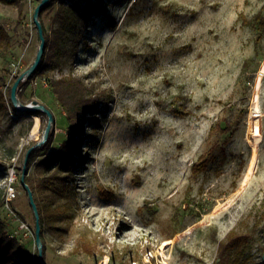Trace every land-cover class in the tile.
<instances>
[{
	"label": "rangeland",
	"instance_id": "374dc122",
	"mask_svg": "<svg viewBox=\"0 0 264 264\" xmlns=\"http://www.w3.org/2000/svg\"><path fill=\"white\" fill-rule=\"evenodd\" d=\"M41 1L0 0L5 98L36 57ZM258 12L264 0H48L38 20L52 61L17 88L19 105L52 112L48 131L46 116L33 131L34 115L0 108V220L21 251L0 249V264H211L230 235L244 236L243 264H262L264 34L239 17ZM73 76L95 96L76 131L49 81ZM71 137L72 166L45 161Z\"/></svg>",
	"mask_w": 264,
	"mask_h": 264
},
{
	"label": "trees",
	"instance_id": "16d2710c",
	"mask_svg": "<svg viewBox=\"0 0 264 264\" xmlns=\"http://www.w3.org/2000/svg\"><path fill=\"white\" fill-rule=\"evenodd\" d=\"M71 6H66L65 10L67 13H71L72 9ZM239 17L242 19V22L246 25H257L258 30L261 34H264V14L258 12L253 14L252 16L248 17L246 15L240 14ZM70 18V17H69ZM43 34L45 37V47L48 46V34L44 30L43 27ZM11 47V40L10 37L7 34V31L0 27V57L4 58L9 53V49ZM42 59H44L45 63L52 61V54L51 51L48 50L47 53H43ZM250 62V59H247L245 61L246 64ZM41 68V65H39L36 70H34L27 79L32 78L39 72ZM50 88L52 94L56 97L58 102L61 106H63L66 110V118L73 122V130H80V122L78 120H74V117L79 114H83L86 110L91 109L94 107V94L88 93V88L81 82L80 78L78 77H61V78H51L50 80ZM24 81H20L19 85H23ZM5 83V78L3 75L0 74V86L1 84ZM10 91L11 86H9V96L8 98H5L3 91L0 89V108L6 107L8 104L11 108L16 110L15 105L12 103L10 98ZM22 114H38L41 117H48L45 112H42L40 110H29V111H21ZM79 123V124H78ZM32 126V120L28 122V128ZM52 134L47 135V139L51 138ZM80 144L79 141L74 140V137H71L68 141L62 145L57 151V154L54 156H51L49 158H46L45 161L50 162L53 159H56L62 166H72L73 161H70L71 159V153L74 150H78V145ZM77 147V148H76ZM35 150V149H34ZM33 152V150H32ZM31 161V154L28 155L27 158V167L29 166ZM206 160H203L201 162L204 164ZM198 164H195L193 166V171H197L199 169ZM25 182L28 184L30 189L32 188L28 175H25L24 177ZM2 205V202H0V206ZM36 205L38 206V212L39 215H41L40 212V206L39 203L36 202ZM257 230L254 229L253 233L254 236H252L258 247L259 253H264V223L261 226L260 230H258V234H256ZM244 237L242 235L237 236H228L227 240L221 241L218 244V257L217 259L211 263V264H243L244 259V251L243 248L240 246V240ZM0 249L2 252H6L9 255H13L16 253H21L19 242L17 237L10 236L8 233L6 224L4 221L0 220ZM13 260H15L13 258ZM262 264H264V261H261Z\"/></svg>",
	"mask_w": 264,
	"mask_h": 264
},
{
	"label": "water",
	"instance_id": "95a60500",
	"mask_svg": "<svg viewBox=\"0 0 264 264\" xmlns=\"http://www.w3.org/2000/svg\"><path fill=\"white\" fill-rule=\"evenodd\" d=\"M48 2V0H42L36 7L35 9V23L37 25L38 28V35L40 38V44L38 47V51L36 53V57L32 63V65L30 66V68H28L26 71L22 72L17 79L15 80V82L12 84L11 86V91H10V98L12 103L16 106V108L20 111H31V110H40L42 112H45L48 116L49 122L47 124V128H46V132L48 131V128L50 126V121L52 120V112L43 104H40L38 101L36 100H32L30 103L24 104V105H19V101H18V97H17V88L18 85L20 83V81L24 80L26 77H28L34 70H36V68L39 66L40 61L42 59V55L44 53L45 50V37L43 34V27L41 22L38 20V14L40 9ZM26 175V166L24 165L23 167V173L21 176V181L22 184L26 187L27 191H28V195H29V200H30V204L32 205L33 211L35 213V217H36V227H35V237L37 240L40 239V226H39V214H38V209H37V205L35 203L33 194L31 189L29 188L28 184L25 182L24 177ZM39 255L41 256V251H39Z\"/></svg>",
	"mask_w": 264,
	"mask_h": 264
},
{
	"label": "bare ground",
	"instance_id": "6f19581e",
	"mask_svg": "<svg viewBox=\"0 0 264 264\" xmlns=\"http://www.w3.org/2000/svg\"><path fill=\"white\" fill-rule=\"evenodd\" d=\"M263 64H264V63H263ZM263 66H264V65H262L260 71L258 72V77H257V80H258V81L256 82V87H255V89H257V86H258L259 80H260V78H261V72H262ZM255 94H256V90H255ZM20 105H24V104H20ZM34 118H35V124H34V126H33V131H35V129H36V127H37L38 120H39V117H38L37 115H34ZM248 130H249L250 132H252V134H253L254 136H257V135L260 134L259 118H258L257 115H255L254 118L251 119V120L249 121V124H248ZM252 166H253V162H252ZM172 240H173L172 238H167V239L162 240V243H161V245H160L159 248H158L159 253H163V249H164V247H165L167 244L171 243ZM106 262H107V256H104L103 259H102V262H101V263H102V264H106Z\"/></svg>",
	"mask_w": 264,
	"mask_h": 264
},
{
	"label": "built area",
	"instance_id": "2783aa9c",
	"mask_svg": "<svg viewBox=\"0 0 264 264\" xmlns=\"http://www.w3.org/2000/svg\"><path fill=\"white\" fill-rule=\"evenodd\" d=\"M15 195L14 188L11 186V184L7 188V199H10Z\"/></svg>",
	"mask_w": 264,
	"mask_h": 264
}]
</instances>
